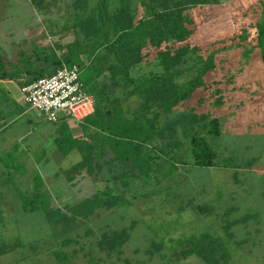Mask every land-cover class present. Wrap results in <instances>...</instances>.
Here are the masks:
<instances>
[{
    "label": "trees",
    "instance_id": "1",
    "mask_svg": "<svg viewBox=\"0 0 264 264\" xmlns=\"http://www.w3.org/2000/svg\"><path fill=\"white\" fill-rule=\"evenodd\" d=\"M32 1L41 10L50 9L49 5L53 2ZM218 1L69 0V10L65 12H68V20L73 19L63 29L68 31L71 28V40L35 46L30 54L19 48L18 62L14 65L0 53V78H14L21 69L29 71L27 61L33 55L44 56L51 69H39L31 74L32 78L47 75L62 63H77L78 78L85 91L93 97L92 113L81 119L89 124L83 129L87 140L78 142L80 158L64 168L63 175L68 181L90 176L101 181L102 186L90 196L64 205V209L48 203L51 197L48 194L39 197L43 192L39 185L20 203L23 211H39L44 216L54 240L48 249L56 264L70 263L71 256L76 252L75 248H64L78 241L79 233L74 231V235L70 236L68 232L76 219L90 221L84 229V235H88L92 233L93 226H99L100 220L96 218L102 209L110 210L125 202L118 192V181L124 187L134 179H140L142 183L151 179L157 184L171 175L178 165L215 164V150L205 136L219 134V118L207 111L197 112L193 105H188V100L197 88L205 89L208 85L204 77L214 68V53L219 49L214 47L208 49L205 55L200 53L199 45L191 40L195 29L190 12L195 6ZM139 2H143L145 7L142 14L136 12ZM258 3L259 18L250 24L253 27L250 34L253 42L248 47L243 46L242 53L245 56L255 48L264 62V0H258ZM47 21L53 23V19ZM241 31L243 39L247 36L246 28ZM56 51H61V54ZM151 53L159 69L132 75L131 68ZM190 70L192 74L180 80V76ZM29 80H22L20 84ZM119 87L123 88V96L136 94L137 104L132 109L118 107L121 96L115 90ZM214 90L217 92L212 100L215 105L221 103L222 95L218 87ZM179 105L185 109L172 112ZM228 158L223 160L225 165L231 164ZM164 186L169 184L154 186L148 193H155ZM193 207L200 213H211L213 210L208 203H195ZM231 209H226L225 214ZM3 215L0 205V218ZM251 218L256 219V213L247 212L224 220L221 223L224 236L203 230L179 237L174 242L170 237L169 253L162 250L164 240L161 237L159 241L151 240L145 251L149 258L155 252L162 264H180L179 259L191 254L199 257L202 264H236L230 259L225 239H233L238 246L245 243L250 235L235 239L230 227L244 224ZM134 223L131 222L128 227ZM128 237L126 227L113 228L110 232L102 231L96 244L109 254L112 248ZM20 247L34 252L36 245L17 237L0 236V255ZM83 255H88L87 264H99L95 255L87 252Z\"/></svg>",
    "mask_w": 264,
    "mask_h": 264
},
{
    "label": "rangeland",
    "instance_id": "2",
    "mask_svg": "<svg viewBox=\"0 0 264 264\" xmlns=\"http://www.w3.org/2000/svg\"><path fill=\"white\" fill-rule=\"evenodd\" d=\"M68 2L69 0H53L49 8L54 12L67 11ZM190 13L193 15L195 29L191 40L199 45L200 53L205 55L208 49L219 47L214 53V68L204 77L208 85L205 89L197 88L188 100V105H193L197 112L207 111L219 118L220 135L205 136L215 150V164H187L184 167L178 165L171 173V178L167 176L157 184L151 179L148 183L134 179L124 187L118 181L117 189L125 202L110 210L102 209L96 218L100 220L99 226H93L92 233L88 235H84V229L90 225V221L76 219L72 223L69 235L73 236L76 231L80 236L77 242H71L64 247L76 249L71 256V262L64 264L89 263L88 255L84 256L83 252L95 255L94 258L98 257L99 264H162L155 252L149 258L145 251L151 240L159 241L162 237L164 243L161 248L169 253L170 237L174 242L179 237L203 230L224 236L221 223L247 212L257 213L259 233L252 229V221L233 224L230 228L234 231L235 239L254 233L257 240L254 245L246 241L238 246L233 239H225L230 259L236 264H264V167L257 170L238 169L235 183L229 177L228 168L220 167L221 160L227 157L230 163L232 160L244 166L245 160H249L252 153L264 147V122L260 121L264 117V62L255 48L245 56L242 53L243 46L248 47L253 42L250 36L253 27L250 24L259 18V3L258 0H219L217 3L195 6ZM63 14L69 16L68 12ZM49 19L32 0H0V53L10 57L14 49L21 48L26 52L35 47L33 44L40 46V43L44 45L43 42H50L52 35L49 29H53L54 25L47 21ZM243 27L246 28L247 36L242 39L240 34ZM27 41L31 42L30 46H26ZM146 68L158 70L159 66ZM131 72L137 74V67H132ZM190 74L191 70L181 75L180 80ZM214 87H218V92L222 95L221 103L215 105L212 103L217 93ZM9 108L0 97V113L12 115ZM181 109L185 108L179 105L172 112ZM22 121L23 117L9 121L0 136L19 132L23 128ZM235 131L237 134H234ZM8 148L10 151L4 149L0 156L8 165L3 169L4 163L0 164V169L6 171L0 174V181L7 183L6 197L9 198L1 200L0 203L4 213L0 218V236L17 237L23 242L35 244L36 248L31 252L26 247H20L1 254L0 264H56L49 253L48 246L54 240L44 216L39 211H23L20 207L23 202L19 196L33 194L25 187L21 177L16 176L20 170L26 172L27 169V162L14 159L24 151L19 150L20 144ZM30 157L37 158L38 149L33 150ZM71 162L70 159L64 160L61 165L68 167ZM254 162L255 160L250 164ZM45 165V169L37 168V165L28 166V169L33 174L54 169L53 161L49 160ZM63 178L64 176L48 181L51 184L42 188L44 193L39 197L48 194L51 196L48 203L64 209V205L74 203L83 196H90L96 188L102 186L97 178L94 180L85 175L77 180L74 178L76 184L69 187ZM28 179L40 181L36 175ZM109 183L112 184L113 181ZM167 184L169 186H164L155 193H148L154 186ZM195 203L211 204L213 210L211 213H200L193 207ZM229 205L233 209L226 215V207ZM131 222L135 223L129 228ZM121 227L128 230L129 237L126 241L112 248L109 254L97 247L96 239L102 231L110 232L113 228ZM246 230L249 231L248 234ZM179 263L202 264V260L191 254L179 259Z\"/></svg>",
    "mask_w": 264,
    "mask_h": 264
},
{
    "label": "crops",
    "instance_id": "3",
    "mask_svg": "<svg viewBox=\"0 0 264 264\" xmlns=\"http://www.w3.org/2000/svg\"><path fill=\"white\" fill-rule=\"evenodd\" d=\"M143 2H139L136 5V12L137 14H142L144 9ZM47 17L50 19H53L54 28L49 29L50 31H54L53 34H51L50 42L48 43H42L44 45L52 44L54 41L57 43L67 42L72 39V33L71 28L66 31L65 28L68 24H70V20L67 19V15L63 14V12H57V11H51V9L43 10ZM52 25V26H53ZM67 33H71L68 35ZM66 36V38H65ZM30 41H27L26 46H30ZM14 43H9V45ZM40 46L41 43L39 44ZM33 46H36L33 44ZM26 48V47H25ZM19 48L14 49V52H12V56L6 57L12 65L14 63L18 62L19 54H18ZM32 51V48L27 50L26 53L30 54ZM57 52V51H56ZM58 55L61 54V51L57 52ZM2 54V53H1ZM81 58H84V55H81ZM28 69L29 71L20 70L18 76L8 78L3 77L0 78V97L4 99L5 106L9 105L10 108L8 111H11L12 115H6L2 112L0 113V132L4 131L5 125L17 118V117H23V128L19 130L16 134L9 135V136H0V156H2L1 151H10L8 150V146H14L19 145L21 146V149L24 151L23 153H19L18 156L14 157V159H18L20 161L27 162L26 165V172L25 171H19L16 173L17 177H21L22 181L25 183V187H27L28 191H31V193L36 190L34 189L35 186L39 185V189L46 188V186L50 183L48 181H53L55 178H62L63 175V169L66 167H63L61 164L64 162V160H71V164L75 161L79 160L80 153L77 147L78 142L82 140H87V136L84 133V128L89 125L85 123V120L76 121L69 117L61 116L55 121H49L45 119L43 116L37 114V112L30 108L22 98L21 91L19 89L20 81L22 80H29L33 79L31 77V74L34 72H37L39 69L46 70L51 69L48 68L47 62L44 60V56H30L28 57ZM47 64V67H44ZM144 65V68H141V66ZM156 59L151 53L147 58L143 59L140 63L135 65L138 69V73L148 72L150 69L146 68L147 66H155ZM142 70V71H140ZM53 71V69H52ZM132 74V72H131ZM136 75V74H132ZM116 94H119L121 96L119 106L122 110H130L137 104V98L136 94H130L128 96H123V88H117L115 90ZM260 121L264 122V117L260 118ZM256 126V124H254ZM236 132V131H235ZM234 134H237L234 133ZM220 135V132L219 134ZM264 136V133H263ZM81 140V141H82ZM260 151H256L252 153L251 156H249V160H245L244 166H241L240 164H236L235 162H232L230 165H225L223 160L226 161L227 159H222L220 167L228 168L229 177H231V181L234 183L236 182L237 178V170H257L264 167V147ZM5 149V150H4ZM11 149V148H10ZM38 149V157L33 159L30 157L31 152L33 150ZM53 161L54 165L52 171H40L35 174L30 173L31 169H28V166L37 165V168L42 167L45 169V163L48 161ZM255 160L254 164H250L251 161ZM4 163L3 169H5L8 165L2 161L0 157V164ZM70 164V165H71ZM69 165V166H70ZM1 166V165H0ZM0 169V174L5 173L6 171ZM14 174V173H13ZM36 175L40 181H34L28 179L29 177ZM171 178V175H169ZM54 178V179H53ZM64 182H66L67 186H72L75 181L73 180H66L65 178ZM6 182L0 181V203L1 200H7L9 198L6 197V192L8 189L5 188ZM51 184V183H50ZM76 184V183H75ZM24 195L19 196L21 202ZM63 200V199H62ZM2 205V204H1ZM4 207V206H3ZM233 207L229 205L226 207V209ZM256 213V212H255ZM4 214V213H3ZM256 216L258 218V215L256 213ZM248 219L247 221H252L254 224L253 230L254 232L259 233V220L258 219ZM246 223V222H245ZM252 236V237H251ZM251 239H248L247 241L250 242V244L254 245L257 237L253 233L250 235ZM249 252L251 250H248Z\"/></svg>",
    "mask_w": 264,
    "mask_h": 264
},
{
    "label": "built area",
    "instance_id": "4",
    "mask_svg": "<svg viewBox=\"0 0 264 264\" xmlns=\"http://www.w3.org/2000/svg\"><path fill=\"white\" fill-rule=\"evenodd\" d=\"M77 63L55 67L47 75L20 84L23 101L49 121L61 116L80 121L93 111V97L78 78Z\"/></svg>",
    "mask_w": 264,
    "mask_h": 264
}]
</instances>
